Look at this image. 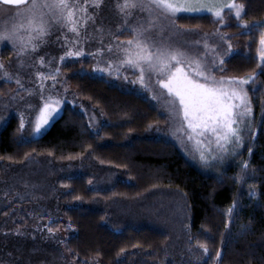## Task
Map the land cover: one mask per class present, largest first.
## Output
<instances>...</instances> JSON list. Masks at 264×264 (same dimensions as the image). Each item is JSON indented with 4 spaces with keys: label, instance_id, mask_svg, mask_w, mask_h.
Instances as JSON below:
<instances>
[{
    "label": "trees",
    "instance_id": "trees-1",
    "mask_svg": "<svg viewBox=\"0 0 264 264\" xmlns=\"http://www.w3.org/2000/svg\"><path fill=\"white\" fill-rule=\"evenodd\" d=\"M237 2L246 5L241 19L254 22L251 31L242 30L228 10L223 24L209 14H180L174 20L202 33L227 34L223 36L234 51L215 71L217 77L257 73L245 85L252 107L245 149L218 173L201 172L173 142L152 136L154 125L164 116L135 89L139 72L127 67L117 76L96 75L90 72L92 60L87 57L64 60L59 72L47 76L63 81L79 99L100 111L103 123L98 132L94 133L86 116L69 103L63 104L60 115L39 137L21 139L26 121L21 127L23 118L17 114H11L0 129L1 163L19 164L31 156L56 163L85 160L107 175L118 174L102 189L90 187L93 175L89 173L57 181L63 188V200L81 203L64 207L63 219L49 223L50 229L64 227L62 250L73 264H133L137 256L163 259L169 235L139 223L150 221V216L159 217L155 200L168 193L183 196L190 243L205 256L201 264H264V70L258 67L257 56L264 34L260 25L264 0ZM10 55V50L1 51L3 59ZM83 65L89 71L81 72ZM151 77L156 82L153 74ZM6 85L0 82V93L5 94ZM98 201L130 207L133 216L120 214L114 217L116 223L109 224L111 218L97 207ZM202 244L207 245V253Z\"/></svg>",
    "mask_w": 264,
    "mask_h": 264
},
{
    "label": "rangeland",
    "instance_id": "rangeland-1",
    "mask_svg": "<svg viewBox=\"0 0 264 264\" xmlns=\"http://www.w3.org/2000/svg\"><path fill=\"white\" fill-rule=\"evenodd\" d=\"M79 3L84 5V0H79ZM116 3L117 0H100L99 6H96L95 0H89L88 4L84 5L87 8L86 15L94 16L95 19L94 21L89 19L83 23L79 32V43H76V34L71 32L67 26L61 27L59 24L54 23L51 34L46 37L47 43L41 44L35 53H32L31 48L28 49L29 54L24 55L25 65L22 68L17 66L15 52L12 47L7 42L0 45V62L4 63L5 70L13 74L10 80L0 79V82L7 83L5 94H3L4 92L0 93V129L11 114H17L23 120L25 118L24 121H26L23 129H21V139L28 140L39 137L52 121L60 115L63 104L69 103L76 106L86 116L94 133L99 131V127L103 123L100 111L88 101L79 99L63 81L56 79L53 81L52 77L47 76V73L56 71L64 60L86 57L92 60L90 72L96 75L109 76L116 74L117 76L121 69L127 67L132 71L139 72L127 64L120 63L124 56L116 52L115 45L118 42L123 45V42L134 36L130 28L123 27L125 19H127L131 28H136L139 18L142 16L147 18V13H140L137 10V13L133 16L125 17L115 7ZM3 6L5 5L1 6L0 4V26L4 24L11 26L13 23H19L18 18L14 19L12 15H4L6 12L14 13L16 8ZM231 13L234 16V12ZM181 14L203 15L207 13ZM174 24L176 28L171 29L173 46L183 47L190 55H196L198 51L201 53L205 51L203 43L200 45H193L192 43L202 39H206L210 46L215 45V48L208 52V58L212 57L213 52L222 54L223 50L227 48L225 37L223 36V39H221V34L209 33L208 37H203L202 32L198 30L187 31L188 28L179 26L175 21ZM260 25L263 27L264 32V23L260 22ZM177 28L180 30L179 32L176 31ZM168 36L169 32L166 31L165 37ZM65 37H67V40H65ZM109 44L114 46L111 52L108 50ZM98 48H103L104 51L98 52ZM3 49L11 51V55L6 59L1 56ZM69 49L73 51L82 49V55L61 60L60 57ZM41 56L44 57L43 63L39 59ZM110 61L111 63H109ZM216 63L217 67L211 68L213 73L219 67V56L216 57ZM186 70L190 71L189 69ZM2 71L0 70V76H2ZM80 71H89V69L83 65ZM37 72H43L47 79L41 81V78L36 75ZM16 73H19L23 88L16 83ZM139 75L135 77V89H138L141 94L150 99L164 116L163 120L154 125L153 137L173 142L182 154L203 173H218L242 154L251 130L252 112L246 118L249 126L244 127L241 125L242 144L237 149V153L233 154L231 146H229V151L223 154V158H220L217 154L216 158L213 159L206 148L197 146L195 139H187L190 130L187 128L186 122L181 127V117L177 116L172 110L171 98L168 96L167 90L153 82V78H149L147 74L145 84H141L138 79ZM153 75L155 79L163 78L158 77L155 73ZM41 82L44 85L43 89L40 88ZM29 89L32 90L31 94L28 91ZM41 94L45 99L52 96L60 103L49 118L48 123L43 125L41 130L37 132L35 121L39 109L43 107L44 103L40 99ZM28 105H33L34 109L29 108ZM204 139L205 145H207L209 137ZM210 139L212 140L211 147L215 149V138L211 137ZM201 150L205 151V155H209L210 158L207 161L200 158ZM79 173L93 175L90 187L94 189L106 188L119 177L116 173L107 175L91 167L85 160L56 163L48 159L31 156L19 164L1 163L0 264H73L65 258L62 250L64 227L60 226L57 230L51 229L49 231V223L63 219L62 209L64 207L81 204L80 202L69 203L63 200L61 198L63 188L57 182L60 178ZM155 203L159 217L155 219L150 216V221H143L139 224L153 225L169 235V241L164 250L165 254L163 259L159 260L144 259L142 256H137L134 258L133 264H201L205 256H203L199 247L190 243L189 225L185 218L186 209L183 196L179 193L174 195L168 193L158 196ZM97 204V207L103 210L108 218H111L109 224L116 223L114 217L120 214L133 216L130 207L124 205L118 207L103 201H98ZM134 225L136 226V224Z\"/></svg>",
    "mask_w": 264,
    "mask_h": 264
},
{
    "label": "snow or ice",
    "instance_id": "snow-or-ice-1",
    "mask_svg": "<svg viewBox=\"0 0 264 264\" xmlns=\"http://www.w3.org/2000/svg\"><path fill=\"white\" fill-rule=\"evenodd\" d=\"M88 2L89 0H84V5ZM3 4L17 6L14 13L6 12L4 15H12L20 22L11 26L8 24L0 26V45L7 42L12 47L17 66L21 68L25 65L23 57L29 54V48L35 53L41 44L47 43L46 37L51 34L54 23L61 27L67 26L76 34V43H79V32L83 23L95 19L94 16L86 15L87 8L80 4L79 0H3ZM99 4L100 0H95V5L99 6ZM115 7L125 17L133 16L137 10L140 13H147V18L143 16L139 18L136 28H131L125 19L123 27L130 28L134 36L123 42V45L119 42L115 45L116 52L124 56L120 63L138 70L141 84H145L146 74L149 78L153 73L163 77L157 79L156 83L167 90L171 98L172 110L181 117V127L186 122L190 130L188 140L195 139L197 146L206 148L213 159L217 154L223 158V154L229 151V146L233 154H236L242 144L241 125L249 126L246 118L252 112L251 99L245 85L249 84L257 73L253 71L247 76L217 77L211 68L217 67V56H219V65L224 64L225 58L234 51L232 44L229 42L222 54L213 52L212 57L208 58V52L212 51L215 45L210 46L206 39L193 41V45L203 43L205 51L190 55L183 47L173 46L171 29L176 28L174 20L181 13H207L223 24L225 23L223 13L227 9L229 12H234L237 24L242 30L251 31L254 22L241 19L246 12V5L238 3L237 0H227V2L225 0H117ZM166 31L169 32L168 37H165ZM176 31L180 30L177 28ZM209 35L202 33L203 37ZM223 35L227 34H222L221 39ZM113 47L109 44L108 50L111 52ZM97 51L101 52L104 49L98 48ZM80 55L82 49L79 51L69 49L60 59ZM258 56L261 61L258 67L264 70V34L260 36ZM39 59L41 63L44 62L43 56ZM0 70H3L0 79H12L13 74L5 70L3 62H0ZM219 70L223 71V68ZM56 71L59 72V69ZM36 75L41 81L47 79L43 72H37ZM16 76L17 85L23 88L19 73H16ZM52 79L55 81V76ZM43 87L41 82L40 88ZM28 91L31 94L32 90ZM40 99L44 103L35 121L37 132L48 123L60 103L52 96L45 99L41 94ZM28 107L34 109L33 105ZM23 124L24 120L21 119V127ZM205 137H209L207 145H205ZM211 137L215 138V149L211 147ZM200 158L207 161L210 157L201 150ZM243 167L245 169L248 167L247 161L244 162ZM201 247L205 253L208 252L206 244H202ZM216 255L219 257L221 253L217 252Z\"/></svg>",
    "mask_w": 264,
    "mask_h": 264
},
{
    "label": "water",
    "instance_id": "water-1",
    "mask_svg": "<svg viewBox=\"0 0 264 264\" xmlns=\"http://www.w3.org/2000/svg\"><path fill=\"white\" fill-rule=\"evenodd\" d=\"M0 4H1V5H5V4H3V0H0ZM5 6L17 7V6H15V5H5Z\"/></svg>",
    "mask_w": 264,
    "mask_h": 264
}]
</instances>
